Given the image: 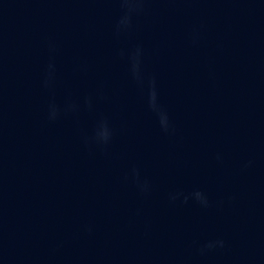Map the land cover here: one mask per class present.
Returning <instances> with one entry per match:
<instances>
[{
	"label": "water",
	"instance_id": "water-1",
	"mask_svg": "<svg viewBox=\"0 0 264 264\" xmlns=\"http://www.w3.org/2000/svg\"><path fill=\"white\" fill-rule=\"evenodd\" d=\"M0 264H264V0H14Z\"/></svg>",
	"mask_w": 264,
	"mask_h": 264
},
{
	"label": "clouds",
	"instance_id": "clouds-1",
	"mask_svg": "<svg viewBox=\"0 0 264 264\" xmlns=\"http://www.w3.org/2000/svg\"><path fill=\"white\" fill-rule=\"evenodd\" d=\"M125 2H129V0H125ZM136 71V65L134 64L133 65V72L135 73ZM149 104L151 107L155 108V92L153 90H150L149 91ZM99 135L102 137V138H106L107 137V131L106 129H101L100 132H99Z\"/></svg>",
	"mask_w": 264,
	"mask_h": 264
}]
</instances>
